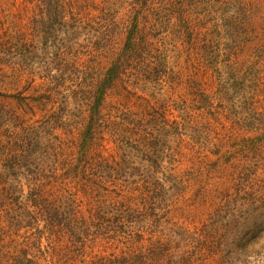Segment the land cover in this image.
I'll list each match as a JSON object with an SVG mask.
<instances>
[{"label": "trees", "instance_id": "16d2710c", "mask_svg": "<svg viewBox=\"0 0 264 264\" xmlns=\"http://www.w3.org/2000/svg\"><path fill=\"white\" fill-rule=\"evenodd\" d=\"M25 1V33L0 27V82L20 64H44L58 91L85 82L75 130L21 127L1 164L0 264H264L262 1L224 0L218 30L202 33L177 0H101L87 20L67 0ZM124 78L167 98L110 105Z\"/></svg>", "mask_w": 264, "mask_h": 264}, {"label": "rangeland", "instance_id": "374dc122", "mask_svg": "<svg viewBox=\"0 0 264 264\" xmlns=\"http://www.w3.org/2000/svg\"><path fill=\"white\" fill-rule=\"evenodd\" d=\"M99 1L101 0H67V3L70 2L71 5L73 3L76 4L77 10L75 12H77V15L75 18L81 16L79 19L87 20L89 16L96 14V10L92 5L94 2ZM177 1L178 6L183 9L185 8L184 11L190 18L198 20L199 17L203 23L204 28H195V32L202 33L207 31L208 28L209 31L218 30L219 27L217 23H219V21L217 20L223 8L224 0ZM260 1H262L261 3L264 5V0H251L250 5H253L251 9L256 8L259 12L258 3H260ZM25 2V0H0V27L9 30L12 35H14V32H17V30L24 33L27 30L26 23H28L29 16L25 12L27 11L26 6H29V4ZM79 3L81 7H79ZM121 6L123 5L118 3V9L121 8ZM260 9L263 11L264 6H262V8L260 7ZM122 13L123 9L121 8L119 14ZM68 20H73V18ZM74 24L80 28L77 21H74ZM83 31H87V29H83ZM83 31H79V34L76 35L77 41H83V35L85 34ZM66 37L67 35L63 34V40H65ZM45 52V58L50 60L47 55L51 54V49ZM38 53L41 55L43 54L40 50H38ZM38 60L40 61V58H38ZM35 68H37L38 73L32 68L25 65L22 66L21 64L17 66V69L11 66L6 67V71L8 73L11 72L13 75L16 70L21 69V72L18 78H14L11 74L6 81L0 82V90L7 92L0 93V102H5L3 108L0 106V170L1 164L11 155L10 152L14 148L15 138L22 133L21 127H27L26 131L29 130L28 132H32V136H35L34 131H38L45 138H54L56 135L63 137V135H65L64 132H68L70 128L73 130L76 128L75 122L78 116L75 114L79 113V106L75 105L74 102L81 96V86L85 82V78H63V89L62 91H58L54 86V82L46 77L48 72L45 70V65H37ZM88 79L90 80L91 78ZM30 80H33L32 88L27 87L26 82ZM22 84L26 87L25 89L22 88ZM126 85L137 93L129 94L126 90ZM52 87V95L47 96V94H44L46 90L51 91ZM15 88L21 90L22 103L8 97L10 96L8 92L16 91ZM30 88L31 90H29ZM32 93H34V95L32 98H29ZM137 95L146 96L152 102H162L167 98V94L164 90L162 91L161 85H154L143 78H124L123 80H119L112 89H110L107 95V102L111 105L119 104L120 101V103L123 104H120V108L126 107L130 110L137 111L139 107L137 101L140 99L137 98ZM28 98L29 102L34 105V108H23V103ZM61 100H63V102L66 101V107H64V105L63 107L58 105V102ZM175 140H177L176 137ZM58 142V139H54V143ZM169 144L176 145L178 143L172 140ZM250 154L251 152L241 153L240 158H245ZM255 159L258 161V166H255L258 172L255 176L257 178H264V140L260 143L258 155L255 156Z\"/></svg>", "mask_w": 264, "mask_h": 264}]
</instances>
